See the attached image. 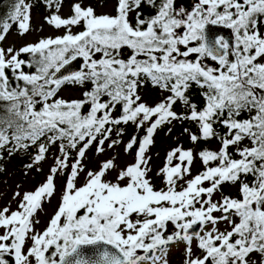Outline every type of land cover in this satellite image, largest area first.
<instances>
[{
    "label": "trees",
    "instance_id": "trees-1",
    "mask_svg": "<svg viewBox=\"0 0 264 264\" xmlns=\"http://www.w3.org/2000/svg\"><path fill=\"white\" fill-rule=\"evenodd\" d=\"M65 1L6 0L0 10V35L24 30L31 8L58 11ZM116 2L112 16L86 8L75 15L81 18L77 31L26 48L13 62L0 57V173L16 155L33 161L51 147L62 156L82 154L107 141L114 129L137 131L136 141L146 142L152 128L141 129L140 93L155 89L163 96L152 126H164L172 117L191 130L203 145L197 185L224 194L226 213L235 222L221 247L216 239L201 238L200 248L212 255V264L249 251L264 255V0H202L182 22L176 0ZM207 19L233 29L235 50L222 61L203 48ZM78 51L88 58L84 72L55 84L53 70ZM209 63L219 68L210 70ZM63 85L78 87L82 94L62 99L57 94ZM231 184L236 186L233 196L223 190ZM128 208L124 193L108 210L83 201L75 211L64 212L47 228L42 245L46 264L77 240L115 241ZM167 208L173 210L168 216L155 209L153 220L135 239L145 261L163 249L157 233L166 224L184 227L206 221L198 204ZM12 252L5 244L0 264H15Z\"/></svg>",
    "mask_w": 264,
    "mask_h": 264
},
{
    "label": "rangeland",
    "instance_id": "rangeland-1",
    "mask_svg": "<svg viewBox=\"0 0 264 264\" xmlns=\"http://www.w3.org/2000/svg\"><path fill=\"white\" fill-rule=\"evenodd\" d=\"M201 4L202 0H176L180 22ZM116 5V0H66L58 11L42 13L31 8L24 30H8L0 35V57L4 62H13L26 48L68 30L77 31L81 18L75 15L82 10L90 7L99 15L112 16ZM77 54L84 55L82 51ZM208 67L219 68L212 63ZM81 94L78 87L63 85L57 95L72 100ZM140 95L141 129L152 128L146 142L136 141L137 131L114 129L107 141L89 146L79 155L62 156L51 147L33 161L20 155L8 159L0 173V249L9 245L15 264H46L42 245L47 228L64 212L75 211L83 201L108 210L124 193L129 208L115 242L129 255L125 264H212V255L205 253L199 242L201 238L216 239L221 247L230 238L235 222L226 213V196L216 188L206 190V184L197 185L201 170L198 153L203 145L185 124L171 117L164 126H152L163 92L144 88ZM177 113L175 108L174 115ZM223 190L233 196L236 186L227 185ZM188 202L198 204L207 214L201 235L187 238L190 225L166 224L157 233L163 249L143 260L135 239L141 227L153 220V211L158 208L162 216H168L173 211L167 210L168 206L179 210ZM221 264H264V255L249 251L226 257Z\"/></svg>",
    "mask_w": 264,
    "mask_h": 264
},
{
    "label": "water",
    "instance_id": "water-1",
    "mask_svg": "<svg viewBox=\"0 0 264 264\" xmlns=\"http://www.w3.org/2000/svg\"><path fill=\"white\" fill-rule=\"evenodd\" d=\"M6 0H0V10ZM204 50L215 60H224L235 50L233 29L224 24L207 19L201 32ZM88 58L77 54L64 61L51 74L52 81L62 83L84 72ZM205 226L203 219L197 220L186 229V237H199ZM129 260L127 252L115 241L98 237L92 240H77L54 264H125Z\"/></svg>",
    "mask_w": 264,
    "mask_h": 264
},
{
    "label": "flooded vegetation",
    "instance_id": "flooded-vegetation-1",
    "mask_svg": "<svg viewBox=\"0 0 264 264\" xmlns=\"http://www.w3.org/2000/svg\"><path fill=\"white\" fill-rule=\"evenodd\" d=\"M193 237V236H192ZM188 238H191V237H188Z\"/></svg>",
    "mask_w": 264,
    "mask_h": 264
}]
</instances>
